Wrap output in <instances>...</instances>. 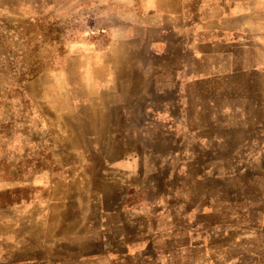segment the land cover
<instances>
[{
	"label": "rangeland",
	"instance_id": "rangeland-1",
	"mask_svg": "<svg viewBox=\"0 0 264 264\" xmlns=\"http://www.w3.org/2000/svg\"><path fill=\"white\" fill-rule=\"evenodd\" d=\"M47 263L264 264V0H0V264Z\"/></svg>",
	"mask_w": 264,
	"mask_h": 264
},
{
	"label": "crops",
	"instance_id": "crops-1",
	"mask_svg": "<svg viewBox=\"0 0 264 264\" xmlns=\"http://www.w3.org/2000/svg\"><path fill=\"white\" fill-rule=\"evenodd\" d=\"M258 143H259V141H258ZM256 146H257V141H256L255 148L260 153H262V150L260 151L261 148L259 146L257 148ZM88 217H89V215L86 216L85 214L82 213V219H84V218L87 219ZM90 217L92 218V215H90ZM102 219H104V215H102L101 212L96 214L91 219V220H95L96 223L95 224H90V222H88L86 224L85 230L82 229V235H84L85 238H83V239L81 238L80 242H74L75 244H71V238H68V239L64 238L63 242L62 241L53 242L52 241L53 238L50 237V236H47L46 240H42V239L37 238L36 240L32 241V244L30 243L31 244L30 246H36V247H39V246H47V247L48 246H66V248H69V250L71 249V247H69V246H78V249L80 250V252L82 251V246H97V244H96L97 237L96 236H98L101 239L103 237V230H101V226L100 225L96 226V224L98 223V221H101ZM90 225L95 226V228H94V229H96L95 232H94V230H91L90 228H87ZM117 225H118L117 222L116 223H114V222L110 223L111 227H116ZM93 235H95V237H93ZM109 242H110L111 246H114V244H113L114 239H110Z\"/></svg>",
	"mask_w": 264,
	"mask_h": 264
}]
</instances>
